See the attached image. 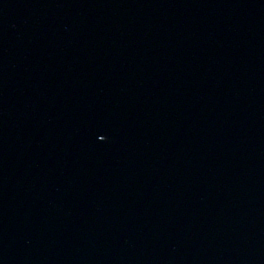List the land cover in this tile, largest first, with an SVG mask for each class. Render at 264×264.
Segmentation results:
<instances>
[{
    "label": "water",
    "instance_id": "water-1",
    "mask_svg": "<svg viewBox=\"0 0 264 264\" xmlns=\"http://www.w3.org/2000/svg\"><path fill=\"white\" fill-rule=\"evenodd\" d=\"M0 264H264V0H0Z\"/></svg>",
    "mask_w": 264,
    "mask_h": 264
}]
</instances>
